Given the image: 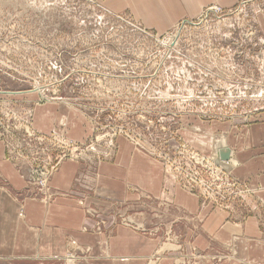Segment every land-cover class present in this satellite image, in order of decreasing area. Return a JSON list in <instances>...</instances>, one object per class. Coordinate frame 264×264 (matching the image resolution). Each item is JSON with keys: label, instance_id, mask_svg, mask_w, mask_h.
I'll return each instance as SVG.
<instances>
[{"label": "rangeland", "instance_id": "374dc122", "mask_svg": "<svg viewBox=\"0 0 264 264\" xmlns=\"http://www.w3.org/2000/svg\"><path fill=\"white\" fill-rule=\"evenodd\" d=\"M97 2L0 0V140L8 160L23 172L22 166L42 159L38 155L50 158L38 149L51 145L54 156L84 151L81 157L98 147L108 152L123 136L158 156L169 179L189 186L178 175L188 162L182 150L212 156L193 149L181 132L192 134L197 118H245L264 109V0H242L221 16L201 14L161 37L130 14H113ZM27 93L36 94L38 103L66 101L91 122L92 137L85 143L67 138L60 146L43 140L40 147L27 132L36 103L24 102ZM184 120L191 121L184 127ZM201 198L217 207L227 202ZM164 245L183 252L180 243L166 239ZM86 259L73 251L61 263ZM158 260L160 254L148 264ZM207 261L224 263L225 250L212 255L194 250L175 264Z\"/></svg>", "mask_w": 264, "mask_h": 264}, {"label": "crops", "instance_id": "0c3cea01", "mask_svg": "<svg viewBox=\"0 0 264 264\" xmlns=\"http://www.w3.org/2000/svg\"><path fill=\"white\" fill-rule=\"evenodd\" d=\"M241 2L97 3L113 14H130L161 37L213 5L229 11ZM24 99L36 102L37 95L27 93ZM69 105L34 103L32 129L43 135L61 132L85 143L93 135L91 122ZM252 113L227 120L197 118L192 134L181 132L201 153L212 156L220 147L230 149L228 173L242 187L221 207L186 192L168 178L158 156L123 136L108 152L98 147L60 163L49 181L52 198L42 199L28 182L30 169L22 166V172L9 161L6 142L0 140V264H62L73 251L85 256L86 264H148L158 254L160 261L154 264H175L177 257L192 256L194 250L206 255L225 250L222 264H264V109ZM184 121L185 127L191 120ZM166 239L180 243L183 252L163 249Z\"/></svg>", "mask_w": 264, "mask_h": 264}, {"label": "built area", "instance_id": "2783aa9c", "mask_svg": "<svg viewBox=\"0 0 264 264\" xmlns=\"http://www.w3.org/2000/svg\"><path fill=\"white\" fill-rule=\"evenodd\" d=\"M223 12H225V10L222 7H220L219 5H213L203 11L201 18H207L210 15L221 16ZM57 101H63L64 103H66V101L64 100ZM27 129L29 137L34 138L35 142L38 143L40 147L45 144L43 143V140L52 141L55 146H60V144L69 142L67 141L65 135H63L61 132L55 131L51 135H43L33 130L31 124L30 128L27 126ZM54 150L57 151V149H54V147H52L51 145L48 146V148L46 147L44 149H38L39 152L41 151L42 153H47V157H49L50 155V158L44 159L42 155H38L37 157L40 156L42 157V159L35 158V162L31 163L29 167L30 170L28 182L36 187L37 193L41 195L42 199L52 198L49 181L55 171H57L60 163L67 159H77L84 152L82 151V153H79L78 151H75V156L71 151L69 153L62 152L54 156L52 155ZM183 151L185 152L188 150L183 149L180 153L181 157L188 158V162L186 165H180L178 175L179 177H183L185 181H188L190 183L189 186H184L179 180L182 188L186 192L191 194H198L201 197H210L212 199L211 201L219 204L215 200L218 201V199L221 198L222 201H226L232 196L231 190L240 187L241 183L231 177L230 174L222 167L217 166L213 162L212 158H208V160L206 157L194 151H188L189 153L186 154H184ZM203 173H205V176L203 175ZM203 189L205 193L202 192ZM208 191L211 192L207 194Z\"/></svg>", "mask_w": 264, "mask_h": 264}, {"label": "water", "instance_id": "95a60500", "mask_svg": "<svg viewBox=\"0 0 264 264\" xmlns=\"http://www.w3.org/2000/svg\"><path fill=\"white\" fill-rule=\"evenodd\" d=\"M220 148V151L212 155V160L217 166L222 167L227 172H231L232 167L229 165V161L231 158L230 149H225L223 147Z\"/></svg>", "mask_w": 264, "mask_h": 264}, {"label": "bare ground", "instance_id": "6f19581e", "mask_svg": "<svg viewBox=\"0 0 264 264\" xmlns=\"http://www.w3.org/2000/svg\"><path fill=\"white\" fill-rule=\"evenodd\" d=\"M223 144H224V142H223ZM207 157V156H206ZM208 159V158H207ZM209 160V159H208ZM222 170V169H221ZM224 172V171H223Z\"/></svg>", "mask_w": 264, "mask_h": 264}]
</instances>
